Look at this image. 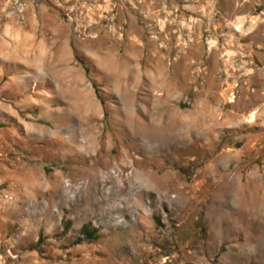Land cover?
Listing matches in <instances>:
<instances>
[{
    "label": "rangeland",
    "instance_id": "1",
    "mask_svg": "<svg viewBox=\"0 0 264 264\" xmlns=\"http://www.w3.org/2000/svg\"><path fill=\"white\" fill-rule=\"evenodd\" d=\"M0 264H264V0H0Z\"/></svg>",
    "mask_w": 264,
    "mask_h": 264
},
{
    "label": "trees",
    "instance_id": "2",
    "mask_svg": "<svg viewBox=\"0 0 264 264\" xmlns=\"http://www.w3.org/2000/svg\"><path fill=\"white\" fill-rule=\"evenodd\" d=\"M69 226H67L68 228ZM81 234L83 236V238L87 241H95L98 237H97V231L90 228L89 226H84L81 229ZM81 242V241H79ZM40 244V241H39Z\"/></svg>",
    "mask_w": 264,
    "mask_h": 264
},
{
    "label": "bare ground",
    "instance_id": "3",
    "mask_svg": "<svg viewBox=\"0 0 264 264\" xmlns=\"http://www.w3.org/2000/svg\"><path fill=\"white\" fill-rule=\"evenodd\" d=\"M183 142V141H182ZM175 143V142H174ZM111 175V174H110ZM110 178V177H109Z\"/></svg>",
    "mask_w": 264,
    "mask_h": 264
}]
</instances>
